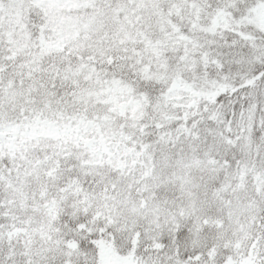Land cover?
<instances>
[{
    "label": "snow or ice",
    "instance_id": "6c2138e0",
    "mask_svg": "<svg viewBox=\"0 0 264 264\" xmlns=\"http://www.w3.org/2000/svg\"><path fill=\"white\" fill-rule=\"evenodd\" d=\"M0 264H264V0H0Z\"/></svg>",
    "mask_w": 264,
    "mask_h": 264
}]
</instances>
